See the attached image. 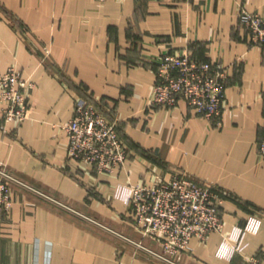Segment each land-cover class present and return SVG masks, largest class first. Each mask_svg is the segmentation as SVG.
<instances>
[{
    "label": "crops",
    "instance_id": "1",
    "mask_svg": "<svg viewBox=\"0 0 264 264\" xmlns=\"http://www.w3.org/2000/svg\"><path fill=\"white\" fill-rule=\"evenodd\" d=\"M242 10L264 16V0H0V72L35 83L25 121L5 124L0 102V164L19 181L12 209L0 210V264H170L140 247L164 253L117 189L174 172L225 193L222 232L193 238L180 264L264 258V46L252 43ZM186 49L229 69L221 126L183 100L151 104L156 58ZM78 99L118 121L123 167L100 173L69 157L65 125ZM251 216L262 219L259 233L219 257Z\"/></svg>",
    "mask_w": 264,
    "mask_h": 264
},
{
    "label": "built area",
    "instance_id": "2",
    "mask_svg": "<svg viewBox=\"0 0 264 264\" xmlns=\"http://www.w3.org/2000/svg\"><path fill=\"white\" fill-rule=\"evenodd\" d=\"M240 21L255 45L264 46V16L242 10ZM49 55V49H45ZM156 84L152 105L173 107L185 101L197 115L214 126L222 125L229 69L218 61L201 60L190 49L179 53L163 52L156 58ZM35 83L15 68L0 72V102L6 123L23 122L30 116V96ZM1 127L6 130V125ZM69 157L94 167L98 172H114L129 158L128 147L119 133L118 121L95 105L78 99L72 119L65 125ZM264 158V136L258 142ZM0 164V210L9 211L14 201L10 184L19 181ZM117 196L132 208L142 232L160 241L163 252L141 248L147 254L170 264H180L192 252L193 238L205 241L224 228L221 206L225 193L215 185L199 182L186 172H174L170 179L154 183L119 185ZM262 219L251 216L243 228L229 234L219 247L221 258L231 259L242 252L247 234H258ZM249 264H264V258L251 256Z\"/></svg>",
    "mask_w": 264,
    "mask_h": 264
}]
</instances>
